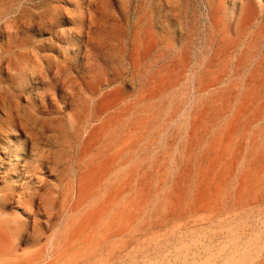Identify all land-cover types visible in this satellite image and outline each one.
<instances>
[{"label":"rangeland","instance_id":"obj_1","mask_svg":"<svg viewBox=\"0 0 264 264\" xmlns=\"http://www.w3.org/2000/svg\"><path fill=\"white\" fill-rule=\"evenodd\" d=\"M0 19V264H264V0H0Z\"/></svg>","mask_w":264,"mask_h":264},{"label":"bare ground","instance_id":"obj_2","mask_svg":"<svg viewBox=\"0 0 264 264\" xmlns=\"http://www.w3.org/2000/svg\"><path fill=\"white\" fill-rule=\"evenodd\" d=\"M124 2V1H123ZM56 3V2H55ZM161 4V3H160ZM218 5H219V3H218ZM217 5V6H218ZM34 6H36V5H34ZM152 6H153V4H152ZM52 7V6H51ZM23 8V7H22ZM150 8H152V7H150ZM26 9V8H25ZM21 11V10H20ZM22 11H23V9H22ZM154 13V12H153ZM138 16H140V15H138ZM141 17V16H140ZM35 17H33V19H34ZM16 19V18H15ZM139 19V18H138ZM1 20V19H0ZM35 21V20H34ZM37 21H38V19H37ZM17 22V21H16ZM27 22V21H26ZM162 23V22H161ZM22 24V23H21ZM19 26H20V24H19ZM34 27H35V25H34ZM73 30V29H72ZM73 34V33H72ZM69 39V38H68ZM35 41V40H34ZM59 43V42H58ZM4 44V43H3ZM2 44V45H3ZM70 44V43H69ZM71 45V44H70ZM24 46V45H23ZM27 46V45H26ZM31 46H32V44H31ZM35 47V46H34ZM33 47V48H34ZM61 47V46H60ZM3 49V48H2ZM6 49V48H5ZM21 48H19V50H20ZM59 49V48H58ZM16 50V49H15ZM36 51V50H35ZM56 51V50H55ZM62 51H64L63 49H62ZM13 53V52H12ZM36 53H38V52H36ZM126 53V52H125ZM16 54V53H15ZM28 54V53H27ZM30 54V53H29ZM114 54V53H113ZM9 57V56H8ZM11 57V56H10ZM26 57H27V55H26ZM3 59H4V57H3ZM21 60V59H20ZM22 61V60H21ZM19 62V61H18ZM17 62V63H18ZM9 63V62H8ZM91 63V62H90ZM11 64V63H10ZM101 64H102V62H101ZM4 65V64H3ZM3 65L1 66L2 68H3ZM14 65V64H13ZM12 67V66H11ZM54 67V66H53ZM106 67V66H105ZM5 68V67H4ZM39 68H40V66L38 65V64H33V65H27V64H23V65H21L20 66V68L19 69H16V70H10L9 69V72H10V77H9V79H11L10 81H11V85L12 86H10V87H13V89H12V91L13 92H15V93H20L19 91H22L23 92V90L27 87V85H28V83H30V81L31 80H33L34 78H35V76L38 74V72H39ZM70 68V67H69ZM52 69V68H51ZM72 69H73V67H72ZM0 70H1V68H0ZM61 72V71H60ZM80 72V71H79ZM108 72V71H107ZM76 73H77V71H76ZM5 74V73H4ZM83 74V73H82ZM105 74V73H104ZM104 74H103V76H104ZM80 75V74H79ZM2 76V75H1ZM81 76H83V75H81ZM80 76V77H81ZM3 77V76H2ZM8 77V76H7ZM61 77H62V74H61ZM60 77V78H61ZM84 77V76H83ZM79 78V77H78ZM4 79V78H3ZM2 79V80H3ZM8 79V80H9ZM100 79V78H99ZM107 79V78H106ZM77 81V80H76ZM84 81H86V80H84ZM101 81V80H100ZM100 81H98V83L99 84H101V82ZM6 82H8V81H6ZM1 83V82H0ZM78 83V82H77ZM89 83H92V81H90ZM89 83H88V86H89ZM2 84V83H1ZM93 84H94V82H93ZM92 84V86H94ZM95 84H97V83H95ZM10 85V84H9ZM86 85V84H85ZM81 86V85H80ZM98 87V86H97ZM8 88H9V86H8ZM63 88V87H62ZM92 88V87H91ZM96 88V87H95ZM11 89V88H10ZM83 89V88H82ZM62 91H63V89H62ZM72 91V90H71ZM92 91H93V89H92ZM11 95H13V94H11ZM17 96H19V95H17ZM88 96V95H87ZM90 96V95H89ZM101 96V95H100ZM20 97V96H19ZM72 98V97H71ZM98 99H100V97H98ZM99 101V100H98ZM66 102V101H65ZM94 102V101H93ZM89 103H90V101H89ZM1 104V103H0ZM7 104V103H6ZM102 105V104H101ZM13 106V105H12ZM15 106V105H14ZM91 106V105H90ZM99 106H100V104H99ZM3 107V105L1 106V108ZM5 107V106H4ZM101 107V106H100ZM107 107V106H106ZM10 108V107H9ZM9 108H8V110H9ZM16 108V107H15ZM17 109V108H16ZM90 109V108H89ZM104 110H106L105 108H103ZM102 109V110H103ZM7 109H5V111H8ZM20 111V110H19ZM45 111V110H44ZM84 111V110H83ZM97 111H98V109H97ZM3 113V112H2ZM4 113H6V112H4ZM9 113H10V111H9ZM77 112H75V114H76ZM82 113V112H81ZM103 113V112H102ZM14 114V113H13ZM46 114H47V111H46ZM78 114V113H77ZM87 114V113H86ZM91 114V113H90ZM4 117H5V115H3ZM6 116H8V112H7V115ZM19 116V115H18ZM88 116V115H87ZM115 117V116H114ZM10 119V118H9ZM16 119H19V118H16ZM21 119V118H20ZM19 119V120H20ZM117 119V118H116ZM1 120V119H0ZM5 120H6V118H5ZM11 120V119H10ZM7 121V120H6ZM23 121V120H22ZM86 121V120H85ZM4 122V121H3ZM18 122V121H17ZM1 123V122H0ZM14 123H15V120H14ZM13 123V124H14ZM19 123V122H18ZM23 123V122H22ZM105 123V122H104ZM3 124V123H2ZM82 125V124H81ZM109 125V124H108ZM23 126V125H22ZM21 126V127H22ZM6 127H9V126H6ZM11 127V126H10ZM14 127H15V125H14ZM19 128V127H18ZM101 128H102V126H101ZM100 128V129H101ZM1 129V128H0ZM17 129V128H16ZM95 129V128H94ZM103 129V128H102ZM11 130H13V129H10V131ZM92 130V129H91ZM98 130V129H97ZM91 132V131H90ZM102 134V133H101ZM32 135V134H31ZM88 135V134H87ZM90 136V135H89ZM103 136V135H102ZM99 139V138H98ZM82 140H84V138L82 139ZM86 141V140H85ZM40 166V165H39ZM46 168V167H45ZM51 168H52V166H51ZM50 169V168H49ZM49 169H47L46 168V170H49ZM48 173V172H47ZM79 179V178H78ZM68 183V182H67ZM69 184V183H68ZM71 184V183H70ZM74 184V183H73ZM70 187V186H69ZM74 187V186H73ZM67 189V188H66ZM74 189V188H73ZM69 191V190H68ZM1 192V191H0ZM3 192V191H2ZM38 192V191H37ZM50 192H52V191H50ZM34 193V192H33ZM70 193V192H69ZM18 194V193H17ZM20 194H22L23 195V193H20ZM1 195V194H0ZM39 195H40V193H39ZM75 195V194H74ZM78 195H80V193L78 194ZM90 195V194H89ZM15 196V195H14ZM14 196H13V198H14ZM24 196V195H23ZM26 196V195H25ZM46 197V195H44L43 194V197ZM51 196H53V194L51 195ZM55 196H57V195H55ZM55 196H53V198H55ZM37 197V196H36ZM39 197V196H38ZM41 197V196H40ZM43 197H41V198H43ZM50 197V196H49ZM12 198V197H11ZM10 198V199H11ZM22 198V197H21ZM51 198V197H50ZM10 199H9V201H10ZM37 199V198H36ZM39 199V198H38ZM44 199V198H43ZM21 200V199H20ZM45 200V199H44ZM56 201V200H55ZM76 201V200H75ZM47 202H49V201H47ZM54 202V201H53ZM77 202V201H76ZM15 203V202H14ZM13 203V204H14ZM19 203H21V202H18V204ZM39 203V202H38ZM38 203H36V205H38ZM74 203V202H73ZM75 204V203H74ZM48 205V204H47ZM71 205V204H70ZM69 205V206H70ZM76 205V204H75ZM4 207V206H3ZM46 207V206H45ZM53 207V206H52ZM56 207V206H55ZM5 208V207H4ZM3 208V209H4ZM40 208H41V206H40ZM50 208V207H49ZM74 208H75V206H74ZM6 209V208H5ZM4 209V210H5ZM34 209V208H33ZM54 209H56V208H54ZM35 210V209H34ZM43 210V209H42ZM6 211V210H5ZM5 211H3V212H5ZM44 211H46V210H43V212ZM0 212H2V211H0ZM42 212V213H43ZM56 212V211H55ZM59 212H60V210H59ZM100 212V211H99ZM31 213V212H30ZM44 213H46V212H44ZM51 212L49 211V214H50ZM61 213V212H60ZM27 214H29V213H27ZM26 214V215H27ZM33 214H34V211H33ZM48 214V213H47ZM56 214V213H55ZM54 214V215H55ZM9 215V214H8ZM45 215V214H44ZM56 216V215H55ZM5 217H7V215L5 216ZM49 217V216H48ZM9 218V217H8ZM11 218V217H10ZM29 218H30V214H29ZM29 218H27V219H29ZM43 218H45V217H43ZM26 219V220H27ZM34 219V218H33ZM36 219V218H35ZM48 219H50V217L48 218ZM52 219H54V218H52ZM42 220V219H41ZM47 220V219H46ZM57 220V219H56ZM5 221V220H4ZM13 221H16V220H13ZM23 221V220H22ZM28 221V220H27ZM33 221V220H32ZM35 221V220H34ZM37 221V220H36ZM35 221V222H36ZM48 221V220H47ZM7 222V221H6ZM10 222H11V220H10ZM9 223V222H8ZM7 223V224H8ZM44 223V222H43ZM18 224H20V223H18ZM23 224H25V223H23ZM29 224V223H28ZM36 224V223H35ZM34 224V225H35ZM51 225H52V223H50ZM6 225V224H5ZM15 227H17L16 225H15V223L13 224ZM27 225V224H26ZM32 225V224H31ZM30 225V227H32ZM56 225V224H55ZM9 226V225H8ZM11 226V225H10ZM43 226H44V224H43ZM46 226V225H45ZM45 226H44V228H45ZM50 226V225H49ZM14 227V228H15ZM36 227V226H35ZM47 228H45V230L46 229H48V226H46ZM21 228V227H20ZM55 228V227H54ZM8 229H9V227H8ZM24 229V228H23ZM12 231H14L13 229H11ZM31 230V229H30ZM39 230H40V228H39ZM17 231V230H16ZM22 231V230H21ZM57 231V230H56ZM9 232H11V231H9ZM12 233V232H11ZM40 233V232H39ZM38 233V234H39ZM20 234V233H19ZM78 234V233H77ZM98 234V233H97ZM17 235V234H16ZM15 235V236H16ZM35 236V235H34ZM36 237V236H35ZM53 237V236H52ZM9 238V237H8ZM39 238H40V236H39ZM76 238V237H75ZM15 239V238H14ZM18 239V238H17ZM51 239V238H50ZM49 240V239H48ZM75 240V239H74ZM14 242V241H13ZM15 242H16V239H15ZM14 242V243H15ZM19 242V241H18ZM17 242V243H18ZM50 242V241H49ZM13 243V244H14ZM19 245H20V243H18ZM1 246H2V244H0ZM70 246V245H69ZM2 247H4V245L2 246ZM52 247V246H51ZM16 248V247H15ZM17 250V249H16ZM12 252V251H11ZM16 252V251H15ZM47 252V251H46ZM2 253V252H1ZM5 254V253H4ZM63 254V253H62ZM65 254H66V252H65ZM3 255V254H2ZM5 258V257H4ZM58 258H60V257H58ZM16 259V258H15ZM2 260V259H1ZM6 260H8V259H6ZM47 261H49V260H47ZM46 261V262H47ZM54 261V260H53ZM2 262H4L3 260H2ZM56 262H57V260H56ZM56 262H54V263H56ZM44 263V262H43Z\"/></svg>","mask_w":264,"mask_h":264}]
</instances>
